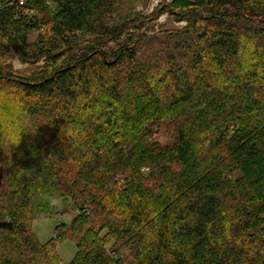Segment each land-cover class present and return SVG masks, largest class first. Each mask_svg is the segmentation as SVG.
Returning a JSON list of instances; mask_svg holds the SVG:
<instances>
[{"label":"trees","instance_id":"1","mask_svg":"<svg viewBox=\"0 0 264 264\" xmlns=\"http://www.w3.org/2000/svg\"><path fill=\"white\" fill-rule=\"evenodd\" d=\"M125 1L0 0V264H60L61 239L69 264H264V0L111 26ZM162 14L186 27L146 58ZM65 198L77 214L39 244L32 222Z\"/></svg>","mask_w":264,"mask_h":264},{"label":"rangeland","instance_id":"2","mask_svg":"<svg viewBox=\"0 0 264 264\" xmlns=\"http://www.w3.org/2000/svg\"><path fill=\"white\" fill-rule=\"evenodd\" d=\"M171 0H126L125 6H121L117 12L112 14L108 18V22L111 26L127 23L128 21L140 17V19L144 20L148 18L160 4L169 3ZM198 26H202V24H198ZM245 29L250 28V24L242 25ZM186 27V22L180 21L177 22L173 20L168 14L160 15L154 22L150 23V27L146 29L145 36L148 40H153L154 42L150 43L148 47L144 49V56L149 57V53H155L157 55L160 54L162 50L158 49V44L160 40H164L166 34L163 32L166 31H182ZM144 32V31H143ZM36 34L30 37V40H34ZM108 48L116 49V43H110ZM163 49V48H162ZM14 56L13 58H11ZM177 62L179 65H182V59L185 57L184 52H178L176 54ZM4 65L9 64L13 71L19 74L29 73L35 67H39L43 65V58L39 59L36 63L32 65L29 63H23L20 59H18L15 55L9 56ZM155 59V58H154ZM184 72L183 69L177 71L179 75ZM14 93L16 91L12 90ZM0 93H3L0 91ZM17 93V92H16ZM3 100L0 99V104H3ZM11 103L3 104V107L8 109V105L13 106L12 100ZM3 109V108H2ZM9 110V109H8ZM15 110V109H14ZM0 111H2L0 109ZM7 112V111H6ZM1 120H5L4 112L0 113ZM7 114L12 115L13 111L7 112ZM7 119L11 120L9 117H6V121L3 123H7ZM157 127L152 128V138L156 140L162 146H170L173 143V138L170 134V129L165 125L163 126L159 123ZM4 125V124H3ZM11 125V121L8 122L7 126ZM146 168H142L141 172L146 175ZM77 214L76 208L72 205L71 201L67 198L61 200L58 204L53 206L50 212V217L37 219L31 224V232L38 241L39 244L45 245L51 241H53L55 236V228L59 224L67 225L71 222L73 217ZM55 254L59 259L60 264H69L70 261L76 254V245L73 241L69 239H61L55 241L54 248Z\"/></svg>","mask_w":264,"mask_h":264},{"label":"clouds","instance_id":"3","mask_svg":"<svg viewBox=\"0 0 264 264\" xmlns=\"http://www.w3.org/2000/svg\"><path fill=\"white\" fill-rule=\"evenodd\" d=\"M52 204H55L56 203V201L53 199V200H51L50 201Z\"/></svg>","mask_w":264,"mask_h":264},{"label":"built area","instance_id":"4","mask_svg":"<svg viewBox=\"0 0 264 264\" xmlns=\"http://www.w3.org/2000/svg\"><path fill=\"white\" fill-rule=\"evenodd\" d=\"M23 3V0H20V4H22Z\"/></svg>","mask_w":264,"mask_h":264}]
</instances>
